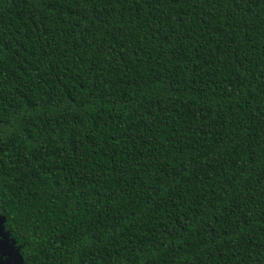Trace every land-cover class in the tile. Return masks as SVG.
<instances>
[{
  "label": "trees",
  "instance_id": "obj_1",
  "mask_svg": "<svg viewBox=\"0 0 264 264\" xmlns=\"http://www.w3.org/2000/svg\"><path fill=\"white\" fill-rule=\"evenodd\" d=\"M0 218L23 264H264V0H0Z\"/></svg>",
  "mask_w": 264,
  "mask_h": 264
},
{
  "label": "water",
  "instance_id": "obj_2",
  "mask_svg": "<svg viewBox=\"0 0 264 264\" xmlns=\"http://www.w3.org/2000/svg\"><path fill=\"white\" fill-rule=\"evenodd\" d=\"M3 218H0V237L4 235L3 233ZM5 236L4 241V247L6 251H4V254L8 256V263L7 264H23L22 256L19 255L18 250H16L13 246V243L9 242V237L7 235Z\"/></svg>",
  "mask_w": 264,
  "mask_h": 264
},
{
  "label": "flooded vegetation",
  "instance_id": "obj_3",
  "mask_svg": "<svg viewBox=\"0 0 264 264\" xmlns=\"http://www.w3.org/2000/svg\"><path fill=\"white\" fill-rule=\"evenodd\" d=\"M4 241H5V236L2 235L0 237V264H7L8 263V256L4 254V251H6V250L3 249Z\"/></svg>",
  "mask_w": 264,
  "mask_h": 264
},
{
  "label": "rangeland",
  "instance_id": "obj_4",
  "mask_svg": "<svg viewBox=\"0 0 264 264\" xmlns=\"http://www.w3.org/2000/svg\"><path fill=\"white\" fill-rule=\"evenodd\" d=\"M3 247H4V243H3Z\"/></svg>",
  "mask_w": 264,
  "mask_h": 264
}]
</instances>
